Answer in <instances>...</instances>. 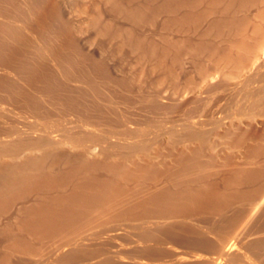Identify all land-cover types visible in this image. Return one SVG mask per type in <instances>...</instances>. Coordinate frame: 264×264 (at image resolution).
<instances>
[{
    "label": "bare ground",
    "instance_id": "bare-ground-1",
    "mask_svg": "<svg viewBox=\"0 0 264 264\" xmlns=\"http://www.w3.org/2000/svg\"><path fill=\"white\" fill-rule=\"evenodd\" d=\"M74 9L0 0V264H264V0Z\"/></svg>",
    "mask_w": 264,
    "mask_h": 264
},
{
    "label": "rangeland",
    "instance_id": "rangeland-1",
    "mask_svg": "<svg viewBox=\"0 0 264 264\" xmlns=\"http://www.w3.org/2000/svg\"><path fill=\"white\" fill-rule=\"evenodd\" d=\"M91 1H94V0H82V1L81 0H66V5H67L68 8H70V7H74L75 8L74 11H73V16H76V18H77L76 22L79 21V20H82V21H87V23H88V20H89V18L91 16V13H90V10H89ZM95 1H97V0H95ZM77 2L79 4L84 2V4L80 5V7H77V5H79V4H77ZM83 5H84V7H83ZM87 7H88V9H87ZM85 9H86V11H85ZM87 25H89V24H87ZM87 25H86V29H85L87 31L86 33L89 34V35L91 34V36H92L91 42L90 43H86L87 45H92L94 48H97V46H99L100 43H104L105 42L104 43V49H103L102 53L106 57H108V59L111 62L114 63V62L122 61L123 64H125V63L128 64L127 58H123L122 56L119 57V55L114 52V46H115L114 44L115 43L113 41L111 42V40L105 39V38L101 37L100 35L99 36L96 35L95 31L91 27L88 28ZM96 38H97V41H96ZM110 45H113V47H110ZM122 58L124 60H122ZM122 224L126 225L128 223L127 222H122Z\"/></svg>",
    "mask_w": 264,
    "mask_h": 264
}]
</instances>
